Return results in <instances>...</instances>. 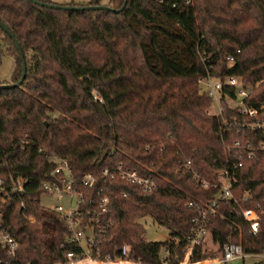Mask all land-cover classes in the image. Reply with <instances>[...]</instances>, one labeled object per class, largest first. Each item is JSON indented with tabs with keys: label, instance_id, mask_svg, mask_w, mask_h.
Listing matches in <instances>:
<instances>
[{
	"label": "trees",
	"instance_id": "trees-1",
	"mask_svg": "<svg viewBox=\"0 0 264 264\" xmlns=\"http://www.w3.org/2000/svg\"><path fill=\"white\" fill-rule=\"evenodd\" d=\"M124 1L60 4L120 8ZM0 19L21 44L27 65L20 85L0 87V176L9 182L25 179L24 189L4 204L20 246L10 256L0 244V264H53L76 248L60 214L41 202L47 192L43 183L55 179L54 154L68 160L77 178L87 172L96 176L93 187L80 186L81 208L109 196L105 253L116 254V247L128 244L130 257L156 263L170 245L178 263L175 256L183 259L200 210L189 201L207 206L221 186V167L234 177L233 197L218 202L206 240L194 247L191 260L215 257L228 241L240 242L246 254L264 253V152L259 149L264 129L244 125L264 122V0H193L177 6L128 0L118 12L0 0ZM0 41L16 61L12 81L0 84L17 82L22 56L1 25ZM209 73L239 77L251 88L245 99L257 115L231 104L237 91L228 85L221 92L222 111L212 113L214 99L200 82ZM236 139L241 149L231 148ZM118 164L153 175L156 187L145 190L104 173V167ZM247 208L260 216L257 232L243 215ZM144 216L168 228L178 242L146 238ZM208 236L216 249L208 246Z\"/></svg>",
	"mask_w": 264,
	"mask_h": 264
},
{
	"label": "built area",
	"instance_id": "built-area-1",
	"mask_svg": "<svg viewBox=\"0 0 264 264\" xmlns=\"http://www.w3.org/2000/svg\"><path fill=\"white\" fill-rule=\"evenodd\" d=\"M160 2H170L174 6L180 3H191L193 0H157ZM233 59V56H230ZM203 90L213 97L216 105V110L211 112L217 114L222 111L223 105L221 103V92L224 86H236L237 98L230 99L234 106H239L241 113L255 116L258 109L246 102L251 88L245 87L241 79L237 76L231 75L225 79L212 76L210 73L200 78ZM244 125H248L253 129H264V122L248 121ZM243 143L240 139H236L232 145V149H241ZM249 148V156L254 155V150L250 149V142L247 143ZM259 149L264 152V140L259 142ZM52 159L57 161V165L53 171L55 179L53 181H45L44 188L48 193H56L59 196L68 199V205L56 204L49 206L60 214L61 220L65 223L69 232V241L75 245V249H70L66 252V260L56 261L53 264H218L228 262L235 258H241L246 255L243 245L240 242L228 241L223 245V251L220 256L201 259L199 261H192L191 255L196 245L205 242L208 233V224L210 216L216 212L220 200H228L233 197V175L229 168L221 167L217 170L220 177L221 186L219 190L212 196L207 206L201 205L199 202L193 200L189 201V205L199 207V214L193 218L194 226L192 231L187 234L186 239L188 244L185 248L183 259H179L176 254L175 258L180 260L174 263L171 258L170 245H166L162 251V260L160 262H148L142 257L133 258L129 256L130 245L123 244L116 247V254L111 252H104V242L108 240L109 229L103 219L111 212L110 198L104 195L94 201H89V206L81 208L84 200V192L80 186L86 185L93 187L97 181L96 176L92 172L85 173L81 178H77L69 162L66 158H61L57 155H52ZM191 161H189L190 163ZM242 163L239 162L238 165ZM188 165V164H186ZM190 165V164H189ZM104 173L111 178L120 177L123 180L142 186L145 190H152L156 187V179L154 176H144L138 169L125 167L123 164L115 166H106L103 169ZM25 179L14 178L11 182L6 177L0 176V244L7 250L10 256H14L20 246L18 238L12 234L10 227L7 224L4 213V204L9 201L11 195L16 191L24 189ZM203 184L208 187L209 182L203 181ZM45 192V193H47ZM123 195H128L124 191ZM244 217L250 222V228L253 232H257L260 227V216L255 209L247 208L243 211ZM88 215L86 217L85 215ZM34 219L33 216H30ZM108 222L111 218L108 217ZM173 239V240H172ZM169 241L178 242L176 238L171 235L167 239Z\"/></svg>",
	"mask_w": 264,
	"mask_h": 264
},
{
	"label": "rangeland",
	"instance_id": "rangeland-1",
	"mask_svg": "<svg viewBox=\"0 0 264 264\" xmlns=\"http://www.w3.org/2000/svg\"><path fill=\"white\" fill-rule=\"evenodd\" d=\"M57 3H66L70 1H81V0H52ZM86 1V0H83ZM4 50L0 52V80L12 81L14 71L16 68V61L14 56L5 50L4 43L0 41ZM203 90V89H202ZM233 104V103H232ZM216 110V105L211 107V111ZM41 202L47 206H54L56 204L68 205V199L66 197L59 196L56 193H44L41 196ZM140 221L145 226L144 236L151 240H167L170 236V231L163 225H160L150 216H144L140 218ZM208 246L212 249H216L218 246L213 243L211 238L208 236ZM221 252H216L215 257L220 256ZM262 258L264 260V254L261 256H245V258L232 259L223 264H251L255 259Z\"/></svg>",
	"mask_w": 264,
	"mask_h": 264
},
{
	"label": "water",
	"instance_id": "water-1",
	"mask_svg": "<svg viewBox=\"0 0 264 264\" xmlns=\"http://www.w3.org/2000/svg\"><path fill=\"white\" fill-rule=\"evenodd\" d=\"M31 1L36 2L38 4H41V5L49 6V7H52V8H65V9H75V10L89 9V8H108V9H112L115 12H118V11L122 10L125 7V5L127 4L128 0H125L123 5L120 8H114V7H111V6L106 5V4H100V5H93V4H91V5H89V4L88 5H74V4L53 3V2H47V1H42V0H31ZM0 25L5 30L10 32L11 36L14 38V40H15V42H16L19 50H20V53H21V56H22V60H23V74H22V77L20 78V80L17 81V82H14V83H2V84H0V87L18 86L25 79L26 74H27V65H26V61H25V57H24V52H23V49H22L21 44L19 43L18 39L15 37V35L13 33H11L9 28L4 24V22L1 19H0Z\"/></svg>",
	"mask_w": 264,
	"mask_h": 264
},
{
	"label": "crops",
	"instance_id": "crops-1",
	"mask_svg": "<svg viewBox=\"0 0 264 264\" xmlns=\"http://www.w3.org/2000/svg\"><path fill=\"white\" fill-rule=\"evenodd\" d=\"M264 254V253H263ZM263 254H246L245 256H248V255H251V256H261V255H263ZM245 256L244 257H241V258H245ZM235 259H237V258H235ZM258 259H262V258H258ZM256 260V259H255ZM263 260V259H262ZM230 261V260H229ZM218 264H222V263H218Z\"/></svg>",
	"mask_w": 264,
	"mask_h": 264
}]
</instances>
